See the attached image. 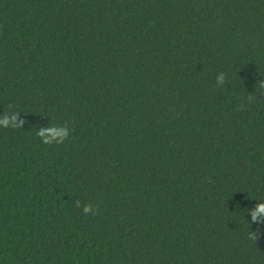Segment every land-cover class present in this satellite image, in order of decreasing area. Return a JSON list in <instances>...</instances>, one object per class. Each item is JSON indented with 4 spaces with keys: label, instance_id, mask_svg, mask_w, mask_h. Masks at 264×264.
<instances>
[{
    "label": "trees",
    "instance_id": "trees-1",
    "mask_svg": "<svg viewBox=\"0 0 264 264\" xmlns=\"http://www.w3.org/2000/svg\"><path fill=\"white\" fill-rule=\"evenodd\" d=\"M260 79L264 0H0V264H264Z\"/></svg>",
    "mask_w": 264,
    "mask_h": 264
},
{
    "label": "clouds",
    "instance_id": "clouds-1",
    "mask_svg": "<svg viewBox=\"0 0 264 264\" xmlns=\"http://www.w3.org/2000/svg\"><path fill=\"white\" fill-rule=\"evenodd\" d=\"M216 82L218 85H223L226 82V76L224 73H219L216 76ZM256 85L261 89H264V79H260ZM250 100L253 97H249ZM256 99V97H255ZM19 112L3 113L0 114V127L3 128H22L26 123L25 120H18L17 117ZM71 132L68 128V122L65 121L62 125H47L41 127L37 130V135L41 139V142L47 145L52 144H62L70 136ZM75 206L81 208V202L79 200L75 201ZM98 205L94 206L92 203L84 204L82 207V212L85 215H96L98 210ZM247 213L250 216V221H247L249 225V231L247 233V238L256 244L260 236L262 235L260 226L264 225V200H259L251 209H247ZM255 224L257 228L255 231L250 230V225Z\"/></svg>",
    "mask_w": 264,
    "mask_h": 264
}]
</instances>
